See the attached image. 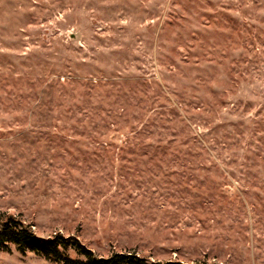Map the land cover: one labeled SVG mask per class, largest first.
Segmentation results:
<instances>
[{
    "label": "rangeland",
    "instance_id": "rangeland-1",
    "mask_svg": "<svg viewBox=\"0 0 264 264\" xmlns=\"http://www.w3.org/2000/svg\"><path fill=\"white\" fill-rule=\"evenodd\" d=\"M3 215L98 257L264 264V0H0Z\"/></svg>",
    "mask_w": 264,
    "mask_h": 264
},
{
    "label": "trees",
    "instance_id": "trees-1",
    "mask_svg": "<svg viewBox=\"0 0 264 264\" xmlns=\"http://www.w3.org/2000/svg\"><path fill=\"white\" fill-rule=\"evenodd\" d=\"M71 241L70 238L62 236L47 240L41 239L33 232L29 224L11 215L0 216V250H9L10 245H14L22 254L29 251L64 264H185L180 261H152L131 252L114 253L107 258L98 257L92 250L79 242ZM69 249H73L84 260H73L68 257L66 252ZM193 264L208 263L195 262Z\"/></svg>",
    "mask_w": 264,
    "mask_h": 264
}]
</instances>
